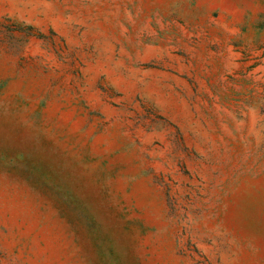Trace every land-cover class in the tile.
I'll return each mask as SVG.
<instances>
[{
	"label": "rangeland",
	"instance_id": "obj_1",
	"mask_svg": "<svg viewBox=\"0 0 264 264\" xmlns=\"http://www.w3.org/2000/svg\"><path fill=\"white\" fill-rule=\"evenodd\" d=\"M0 264H264V0H0Z\"/></svg>",
	"mask_w": 264,
	"mask_h": 264
}]
</instances>
